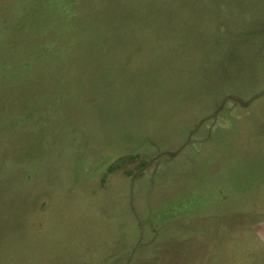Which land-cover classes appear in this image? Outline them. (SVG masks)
Wrapping results in <instances>:
<instances>
[{"label":"rangeland","instance_id":"rangeland-1","mask_svg":"<svg viewBox=\"0 0 264 264\" xmlns=\"http://www.w3.org/2000/svg\"><path fill=\"white\" fill-rule=\"evenodd\" d=\"M0 264H264V0H0Z\"/></svg>","mask_w":264,"mask_h":264}]
</instances>
